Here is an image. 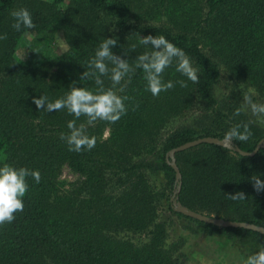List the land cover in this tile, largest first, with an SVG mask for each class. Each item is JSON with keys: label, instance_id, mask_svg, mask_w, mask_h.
I'll return each instance as SVG.
<instances>
[{"label": "trees", "instance_id": "16d2710c", "mask_svg": "<svg viewBox=\"0 0 264 264\" xmlns=\"http://www.w3.org/2000/svg\"><path fill=\"white\" fill-rule=\"evenodd\" d=\"M21 7L31 13L35 28L11 27L10 13ZM59 32L66 48L48 55ZM28 33L33 34L25 46L29 57L22 61L16 52ZM0 34L7 35L0 40V165L41 174L40 183L27 178L23 211L0 226V264H184V239L168 241L172 215L208 235L264 244V234L176 211L175 172L166 158L187 141L222 139L239 123L251 121L252 137L235 146L252 151L264 139V119L243 105L246 94L264 103V0H0ZM149 34L163 35L182 49L198 69L199 82L187 80L173 62L164 80H184L187 87L176 84L153 97L142 69H136L121 94L131 98L126 115L114 124L95 125L81 117L77 124H86L96 145L69 151L59 137L68 133L67 122L74 117L65 110L39 111L32 98H61L73 81L95 89L93 80L80 75L104 38L116 37L113 53L134 65L138 55L151 50L139 44V37ZM238 108L241 114L234 116ZM189 113L195 121L168 130L174 119ZM175 157L182 205L264 227V190L256 192L251 180H264V148L243 156L202 143ZM64 166L83 177L71 190L59 179ZM238 191L246 199L227 198ZM184 228L193 231L189 224ZM140 234L145 239L135 242L132 236ZM252 246L253 253L259 250Z\"/></svg>", "mask_w": 264, "mask_h": 264}, {"label": "clouds", "instance_id": "9594fccd", "mask_svg": "<svg viewBox=\"0 0 264 264\" xmlns=\"http://www.w3.org/2000/svg\"><path fill=\"white\" fill-rule=\"evenodd\" d=\"M10 15L14 23L11 27L20 31L21 28L33 29L31 13L26 8L13 10ZM7 39L6 34H0V40ZM118 43L116 37L104 38L95 50V54L87 61V71L80 75V80H93L95 89L78 87L73 81L65 95L55 100H50L46 95L32 98L37 110L44 112H55L65 110L74 119L67 122V134L61 133L60 139L68 145V150L80 153L91 150L96 145V137L87 134V125H95L97 121L109 124L118 122L126 115L128 106L126 101L131 98L125 93L128 84L131 83L132 75L136 69H142L143 78L146 81V90L153 97H158L161 92L173 89L176 84L187 87L184 80L165 81L163 74L165 70L175 62L176 71L192 83H198V69L193 66L190 57L175 44L169 42L163 35H145L139 37V44L151 48L135 58V64L130 65L128 59L121 58L113 53L112 48ZM136 45L131 46L135 51ZM127 55V53H124ZM110 81V86L105 87V80ZM243 105L250 110L251 115L264 119V103H256L251 94L243 96ZM134 110V109H133ZM242 109H236L234 116H239ZM86 118V124H77L81 118ZM249 123H239L232 126L224 133L219 145L236 141L247 142L252 137ZM31 177L36 183H40L41 174L38 170H29L25 167L16 168L3 163L0 165V226L11 224L17 212L24 209L23 197L28 191L27 178ZM252 187L256 192L264 190V180L259 177L252 178ZM233 201L246 199L242 191L234 194H226ZM243 264H264V245L254 254L249 255Z\"/></svg>", "mask_w": 264, "mask_h": 264}, {"label": "rangeland", "instance_id": "374dc122", "mask_svg": "<svg viewBox=\"0 0 264 264\" xmlns=\"http://www.w3.org/2000/svg\"><path fill=\"white\" fill-rule=\"evenodd\" d=\"M32 36L33 34H25L16 52V55L22 61H26L29 57L25 51V46ZM65 48L66 43L59 32L56 34L52 48L47 54L52 56L63 51ZM193 120H196V115L191 113L181 118H176L171 122L168 130L184 122H192ZM107 135L108 129L106 128L102 134V139H105ZM59 179L62 181L63 189L71 190L83 180V177L64 166L61 169ZM169 223L168 241H175L179 237L184 239L185 244L182 247L186 255L184 264H243V261L249 255L254 254L255 247L252 244L257 245L258 249H260L261 245H264L263 243L256 244L247 241L244 238H241V240L236 238L231 239L225 236V234L208 235L202 232L198 225L186 219H177L174 215L171 216ZM188 224L191 225L193 231L184 228ZM132 238L135 242L145 239L142 234L133 235Z\"/></svg>", "mask_w": 264, "mask_h": 264}, {"label": "water", "instance_id": "95a60500", "mask_svg": "<svg viewBox=\"0 0 264 264\" xmlns=\"http://www.w3.org/2000/svg\"><path fill=\"white\" fill-rule=\"evenodd\" d=\"M222 139H219L217 137H212V136H204V137H200V138L182 143V144L170 149L167 152V154H166L167 162L173 168V170L175 172V190H174L173 196L171 198L172 205H173L174 209L176 211L180 212L181 214L188 216V217H191V218H194L196 220L202 221L204 223H210V224H214V225H218V226H222V227L245 228L248 230H252V231H256L258 233L264 234V227L263 226L255 225L253 223H248V222L232 221V220H226V219L218 218V217H214V216H208L206 214L199 213L197 211L189 209L188 207L182 205L178 201V194H179V191L181 189V173H180V170L177 166L176 159H175V154L177 152L187 150L191 147H195V146L202 144V143H208V144H214V145L226 147L229 150L234 151V152H236L240 155H243V156H253L260 148H264V139L260 140L255 145V147L252 151H244V150L240 149L239 147L235 146L233 144V142L232 143H226L223 145H219V142Z\"/></svg>", "mask_w": 264, "mask_h": 264}]
</instances>
